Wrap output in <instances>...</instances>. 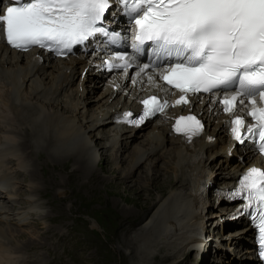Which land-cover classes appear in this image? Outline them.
Here are the masks:
<instances>
[{
  "label": "bare ground",
  "instance_id": "1",
  "mask_svg": "<svg viewBox=\"0 0 264 264\" xmlns=\"http://www.w3.org/2000/svg\"><path fill=\"white\" fill-rule=\"evenodd\" d=\"M98 58L100 56L95 51L89 55L81 51L61 58L40 50L10 49L0 42V208L14 215L18 212L17 208L22 207L14 202L21 194L15 188L20 182H25L26 190L22 193V198L23 203L29 204L28 210L37 205L35 192L38 193V190L34 192L33 185H29L28 180L25 181L23 177L36 167H40L41 173L50 170L49 164L44 160L46 157H39L37 149H47L55 159L71 158L73 155L88 171L90 168L94 169V161L103 159L99 156L102 153L99 154L98 147L105 150L117 146L119 151L125 149L132 140L143 136L133 148V160L125 171L129 169V172H133L158 151L163 152L161 155L165 156V161L161 166L164 171H157L145 187L153 192V196L150 197V207L145 208L138 218L148 214L140 229L130 239L133 246H138L141 242L142 253H145L143 255L147 259L152 253H159L163 258L158 260H163L179 249L193 247L205 262L212 263L215 259L213 253L216 252L223 256L224 261L230 258L233 259L232 262L239 264H255L251 257V229L241 218L228 220L225 226L233 229L225 234L226 242L217 239L215 234L222 230L218 222H223L225 206L213 205L215 193L212 185L220 179V185L230 182L236 171L249 164L253 157L250 148L238 151L235 156L228 152L227 148L231 150L235 147L226 136L224 120L228 113L221 109L219 93L210 91L192 94L187 100L170 106L169 102L174 100L176 93L160 81L162 65L145 68L143 61H134L132 68L120 72L110 71L108 77L103 79L104 74L93 66L98 63ZM96 89L102 91L93 95ZM149 91L166 98L167 103L149 120L150 128L144 135L139 126L132 128L112 122L117 112L136 110L138 99ZM89 107H92L91 110ZM186 111L195 113L203 121L202 130L191 139L190 146L180 136L170 132L169 127L175 114ZM97 138L105 142L99 146ZM216 146H219L217 150L214 149ZM216 157L221 159V168L225 169L230 165V171L226 174L221 171V176H216V171L212 173L213 170L209 169L207 175L211 176L205 177L204 170L209 168ZM119 158L123 157L119 155ZM152 161L151 159L150 162ZM65 163L70 165L71 160L66 159ZM151 163L146 167H150ZM101 168L108 172V180H101L99 174L95 175V179L101 181L100 184L103 181L116 183L113 177L118 167ZM126 172L120 179L127 180ZM202 177L205 179L200 181ZM29 178L33 181V178ZM208 178L210 185L206 183ZM33 182L38 184L37 180ZM112 204L119 206L114 201ZM207 208L210 210L207 211ZM129 211L121 212L128 216ZM192 221L200 225L194 226ZM13 226L14 224L0 220V237L5 240L3 242L0 239V264H36L38 258L35 259V254L24 256L20 252L25 250V245L36 248L37 243H32L34 239L31 242L30 238L18 243L16 237L19 235L10 237L13 235L10 232L22 231ZM207 226L212 228L210 233L206 230ZM50 230H53L51 226L44 228L40 233L42 238L44 233L53 232ZM216 239L217 244H212ZM18 251L20 252L16 253ZM131 254L130 251L128 258ZM155 256L158 258V255H153V258Z\"/></svg>",
  "mask_w": 264,
  "mask_h": 264
},
{
  "label": "snow or ice",
  "instance_id": "2",
  "mask_svg": "<svg viewBox=\"0 0 264 264\" xmlns=\"http://www.w3.org/2000/svg\"><path fill=\"white\" fill-rule=\"evenodd\" d=\"M121 2L136 25L137 50L139 45L151 41L155 45L153 54L158 59H163V53L167 58L175 57L179 61L169 63L166 69L175 79L162 76L169 84L182 92L211 91L238 84L239 91L231 100L241 95L252 100L258 94L264 101V0ZM108 7L109 0H13V6L0 13V23L8 42L14 47L55 45L59 49H68L95 32L103 31L96 23ZM156 99L150 97L143 101L145 116L150 114L149 105ZM183 100L182 96L176 103ZM224 102L227 105L229 98L225 97ZM252 102L255 104V100ZM156 110H162V107L157 104L151 109L152 112ZM229 110L225 108V111ZM250 115L258 121L260 140L264 141V108L253 107ZM185 120L195 121V117L177 119L176 131H181V121ZM233 123L242 125L243 120L238 117ZM195 125V130H199V121H195ZM248 131L252 132L253 128L249 127ZM261 151H264V143ZM245 193L244 198L249 201L247 207L252 208L255 202L254 219L260 220L264 243V170H248L234 195Z\"/></svg>",
  "mask_w": 264,
  "mask_h": 264
},
{
  "label": "rangeland",
  "instance_id": "3",
  "mask_svg": "<svg viewBox=\"0 0 264 264\" xmlns=\"http://www.w3.org/2000/svg\"><path fill=\"white\" fill-rule=\"evenodd\" d=\"M102 73L104 74L103 79L108 77V72ZM101 91L102 89H98L93 95H98ZM91 108L89 107L90 110ZM60 111L63 112V110ZM150 124L151 122L146 121L140 126L143 135L150 128ZM95 132L97 133V131ZM142 139L143 136L132 140L125 149H119V151L116 149L117 146H114V149L105 150L98 147L99 154L102 153L99 156L103 159L94 161V169L90 168L88 171L73 155L71 156L72 159L68 157L55 159L48 153L47 149H37L40 152L39 157L41 155H44V158L46 157L44 160L47 165L49 164L50 170L41 173L40 167H36L33 171L30 169L31 171L23 176L25 181L28 180L29 185L30 183L33 185L34 192L38 190V193L35 192L38 206L36 205L34 208L28 210L29 204L23 203L22 195L24 194L22 193L26 190L25 182L23 184L20 182V186L17 184L19 187L15 186L16 190L21 191V194L14 202L18 206H22L19 208L21 211L20 215L23 214L28 217L26 222H24L26 224L14 225L22 233L10 232L13 234L10 237L19 235V237H16L18 243L24 242L27 240L26 238H30L31 242L34 239L35 242L33 241L32 243H37L36 245L38 246L29 248L25 245L24 251L16 253H23L24 256L35 254V259L38 258L36 264H239L235 261L232 262L233 259L230 258L228 261L222 260L224 259L223 256L216 252L213 253L215 259L212 263L205 262L206 260L203 256L193 247L192 249H179V251L169 254L163 260H158L163 258L159 253H152L149 255L150 258L147 259L144 256L145 253H142L143 245L141 242L138 243V246H133L130 239L135 235L137 229H140L148 214L141 219L138 218L145 208L150 207V197L153 196V192L145 187L149 183L150 177H154L157 171H164L161 166L163 161H165L163 160L165 156L161 155L163 152L158 151L142 162L133 172H129V169L126 172L127 165L133 160V148ZM97 142L100 146L105 141L97 138ZM218 148L219 146H216L214 149L217 150ZM119 155L123 158L120 159ZM155 158L160 159L157 161ZM66 159L67 161L68 159L71 160L70 165L65 163ZM151 159L153 160L152 163L150 162ZM219 159L220 157H216L209 166V169L213 170L212 173L216 171V176H221V171L225 174L230 171V165H227L229 168H221V159ZM149 163H151L150 167H146ZM100 165L104 168L109 166L118 167L113 177L116 183H104L103 181L100 184L101 181L98 182L95 179V175L99 174L101 180L102 178L108 180V172H104ZM125 172L128 175H126L127 180L120 179ZM28 174L33 178V181L37 180L38 184L30 180ZM88 175L89 177H87ZM223 181L225 180L223 179ZM220 182L221 179L217 180L218 186L221 184ZM56 183L59 184L56 185ZM58 191L60 192L57 193ZM113 201L117 202L119 206L113 205ZM146 204H148L147 207ZM122 210H130L132 212L129 211L128 216H125L121 212ZM218 223L222 224V222ZM50 226L53 229L50 231L54 233H44L45 236L42 238L40 233L44 228L48 229ZM211 229L209 226L206 228L209 233ZM232 229L224 225L222 230L215 233L217 235L216 238L226 242L225 234ZM23 231L27 233L25 234ZM216 242L218 241L215 240L212 244L216 245ZM240 249L242 248L240 247L239 251H241ZM244 250L243 248L242 251ZM130 251L132 254L128 258L127 255ZM240 253L243 254L242 252ZM125 255L127 257H124ZM153 255H158V258L157 256L153 258ZM48 260L49 262H47Z\"/></svg>",
  "mask_w": 264,
  "mask_h": 264
}]
</instances>
